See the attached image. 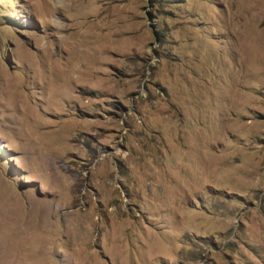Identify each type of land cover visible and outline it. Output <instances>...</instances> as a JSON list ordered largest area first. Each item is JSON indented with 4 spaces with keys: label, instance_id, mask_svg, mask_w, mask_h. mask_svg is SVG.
<instances>
[{
    "label": "rangeland",
    "instance_id": "obj_1",
    "mask_svg": "<svg viewBox=\"0 0 264 264\" xmlns=\"http://www.w3.org/2000/svg\"><path fill=\"white\" fill-rule=\"evenodd\" d=\"M0 264H264V0H0Z\"/></svg>",
    "mask_w": 264,
    "mask_h": 264
}]
</instances>
